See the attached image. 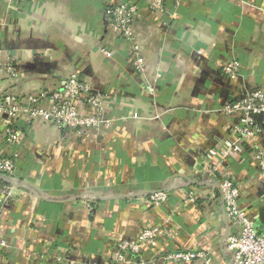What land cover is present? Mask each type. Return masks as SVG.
<instances>
[{
	"label": "crops",
	"instance_id": "obj_1",
	"mask_svg": "<svg viewBox=\"0 0 264 264\" xmlns=\"http://www.w3.org/2000/svg\"><path fill=\"white\" fill-rule=\"evenodd\" d=\"M123 1L22 0L14 7L0 0L1 59L16 72L0 75V93L52 90L77 70L95 91L109 93L106 114L114 119L82 139L36 119L24 123L27 133L15 144L0 116V154L19 151L17 169L26 180L13 185L0 174V189H11L0 216V264H121L111 260L116 244L161 222L170 235L142 247L147 264H177L163 253L201 247L216 264H233L230 222L210 164L247 183L242 206L264 229L257 165L205 159L239 119L221 105L264 86V0L166 2L161 14L143 8L133 41L144 55L141 73L125 63L128 45L106 25L105 7ZM96 41L115 58H98ZM232 58L243 73L234 79L219 64ZM154 84L153 95L142 91ZM135 112L139 117H131ZM258 138L264 142V131ZM156 190L168 193L160 206L137 199Z\"/></svg>",
	"mask_w": 264,
	"mask_h": 264
},
{
	"label": "built area",
	"instance_id": "obj_2",
	"mask_svg": "<svg viewBox=\"0 0 264 264\" xmlns=\"http://www.w3.org/2000/svg\"><path fill=\"white\" fill-rule=\"evenodd\" d=\"M14 7L22 0H3ZM181 0H125L117 4L110 3L105 7V21L109 29L117 34L121 41L128 46L125 63L130 64L139 73L143 72L144 55L134 44V23L140 10L147 8L159 14L166 11V2L175 7ZM183 16L179 13V17ZM98 58L111 61L115 53L111 47H102L95 42ZM130 47V48H129ZM219 64L222 72L234 79L242 76V63L236 59L221 60ZM15 69L12 61L3 62L0 54V75L13 78ZM161 75L155 73L153 80L157 81ZM124 84H121L122 86ZM119 86V85H118ZM128 87L129 85H124ZM122 86V87H124ZM154 85L145 86L142 91L153 95L156 93ZM160 94V92H157ZM109 93L95 91L91 85L80 79L77 70H72L63 83L55 89L41 88L36 94H22L20 92L0 93V116L3 117V129L6 140L20 144L22 135L27 133L24 123L34 124L36 119L54 125L62 133L73 138L82 139L89 130L102 125L112 126L114 119L106 114V101ZM225 114H239V119L232 127L226 138L219 145L214 146L205 154V159L211 163L213 158L229 159L231 165L240 163L257 165L261 177L264 179V142H260L258 135L264 131V86L248 90L245 95L236 100L226 101L221 105ZM128 114V113H127ZM130 115H127L129 117ZM131 117H139V113H132ZM126 118L124 115L119 119ZM261 118V121L257 119ZM247 143V145H244ZM19 151L8 155L0 154V173L22 178L18 173L17 163ZM211 176L219 177V190L223 198L224 211L230 222L229 234L226 238V248L232 256L233 264H264V229L259 230L251 215L242 206L243 191L247 183L238 182L231 177L228 170L219 165L210 164L207 168ZM11 196L9 187L0 189V216L8 198ZM187 198L194 201L193 193ZM142 203L160 206L168 199V193L156 190L137 197ZM170 231L165 222L157 223L141 230L135 239L119 241L111 256V260L121 264H147L141 256L144 245L152 244L159 238L168 237ZM0 241V246L5 245ZM165 260L177 264H216L210 249L197 248L192 250H174L163 253Z\"/></svg>",
	"mask_w": 264,
	"mask_h": 264
},
{
	"label": "water",
	"instance_id": "obj_3",
	"mask_svg": "<svg viewBox=\"0 0 264 264\" xmlns=\"http://www.w3.org/2000/svg\"><path fill=\"white\" fill-rule=\"evenodd\" d=\"M0 174H1L2 177H5V179L7 181H10L11 183H13V185H15V180H14L15 178L20 181L19 182L20 185H22V183H26L25 179H21V178L15 177V176L5 175L3 173H0ZM228 234H229V228H228V231H227V236H228Z\"/></svg>",
	"mask_w": 264,
	"mask_h": 264
},
{
	"label": "trees",
	"instance_id": "obj_4",
	"mask_svg": "<svg viewBox=\"0 0 264 264\" xmlns=\"http://www.w3.org/2000/svg\"><path fill=\"white\" fill-rule=\"evenodd\" d=\"M182 14H184V15H185V13H183V12H182Z\"/></svg>",
	"mask_w": 264,
	"mask_h": 264
}]
</instances>
